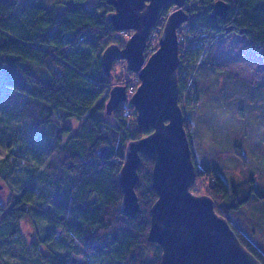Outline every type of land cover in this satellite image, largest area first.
<instances>
[{
	"label": "trees",
	"instance_id": "obj_1",
	"mask_svg": "<svg viewBox=\"0 0 264 264\" xmlns=\"http://www.w3.org/2000/svg\"><path fill=\"white\" fill-rule=\"evenodd\" d=\"M215 1L200 0L194 8H186L190 29L200 25L213 28L216 39L233 25V30H243L247 36V48L264 52V0H226L230 3L227 16L216 19L209 14ZM174 7L164 4L157 26ZM111 10L109 6L99 12L90 0H70L61 8L0 0V74L8 90L3 105L22 106L24 116V123L16 129L20 142L9 143V153L0 161V178L8 180L11 176L22 181L18 174L29 163L27 156L34 160L30 166L35 173L34 181L3 215L0 242H17L27 257L44 264H76L78 257L44 254L36 242L27 249L19 225L32 212L45 219L52 231L49 236L65 233L72 252L91 258V264H160L162 246L148 240L151 206L158 197L152 186L154 160L150 156L141 153L136 183L141 210L134 217L120 211L122 190L117 175L126 144L153 128L138 125L136 109L128 101L121 102L112 114L106 113L112 82L130 86L124 59L117 60L115 68L125 72L113 69L112 77L102 69L100 58L105 47L111 43L123 46L127 40L124 31L115 30L108 20ZM199 56H181L180 99L193 80ZM32 65L41 69L42 75ZM183 109L193 149L191 119ZM69 119L80 121L76 130L71 125L68 128ZM103 145L108 150L102 154ZM203 173L211 176L207 193L216 211L229 220L241 242L264 264V219H256L250 232L234 221L244 207L264 199V194L248 182L230 188L216 169L197 167V181ZM5 207L0 203L1 211ZM80 263L90 264L84 260Z\"/></svg>",
	"mask_w": 264,
	"mask_h": 264
},
{
	"label": "water",
	"instance_id": "obj_2",
	"mask_svg": "<svg viewBox=\"0 0 264 264\" xmlns=\"http://www.w3.org/2000/svg\"><path fill=\"white\" fill-rule=\"evenodd\" d=\"M113 7L108 20L117 31L132 30L123 46L111 43L101 53L104 73L113 77L115 62L124 59L139 84L131 96L125 84H114L105 103L112 114L121 102L136 109L140 127L152 131L126 144L117 179L122 190L120 211L134 217L141 210L136 191L141 153L154 160L152 186L158 197L151 206L148 240L162 246L160 264H262L239 239L229 220L215 209L210 195H194L197 177L185 112L180 100L178 69L181 64L177 29L190 18L187 0H105ZM172 3L162 26L159 45L150 55L147 41L164 4ZM230 3L216 0L210 17L225 18ZM229 25L226 31L233 30ZM243 32V30H240ZM107 145L100 148L103 154ZM3 183L0 182V189Z\"/></svg>",
	"mask_w": 264,
	"mask_h": 264
},
{
	"label": "rangeland",
	"instance_id": "obj_3",
	"mask_svg": "<svg viewBox=\"0 0 264 264\" xmlns=\"http://www.w3.org/2000/svg\"><path fill=\"white\" fill-rule=\"evenodd\" d=\"M25 1L61 8L64 2L70 0ZM199 2L200 0H188L185 8L186 6L189 9L194 8ZM90 5L97 7L99 12L111 6L101 0H90ZM188 20L184 22L190 25ZM162 25H156L153 29L145 51L148 46L150 49L156 46L157 49ZM180 27L177 29V34L181 57L183 49L185 50L183 45L186 44V41L183 42V37L188 41V35H198L199 26L188 32L185 28L181 31ZM200 27L209 29L202 25ZM131 32L132 30H124L127 38ZM181 35L182 38H180ZM214 35L215 30L205 53L203 52L201 61L197 62L199 65H196L192 71L193 80L187 83L185 95L179 100L191 119L189 134L192 137L194 161L201 170H218L230 184V188L233 184L241 187L248 182V184L256 185L260 193L264 194V52L245 47V42L248 43L247 36L236 30H231L216 39ZM32 67L42 75L41 69L33 65ZM113 69H116L118 73L125 72L118 66L115 68V65ZM116 83L126 85V82L114 80L112 86ZM128 84L130 86H126L131 96L139 84L137 73L130 72ZM7 93L8 90L4 87L0 74V161L7 154V145L9 143L11 146L15 145V142L19 140L16 138L18 136L16 129L24 123L22 106L3 105ZM79 123V120L70 119L73 130L77 129ZM27 157L29 163L25 164L23 171L18 174L22 181L18 177L13 178L9 175L8 180L0 178L4 188L0 189V203L7 206L4 208L5 211L0 210V223L5 212H9L24 188L35 179V173L31 171L30 166L34 160L31 156ZM10 161H14L13 158H10ZM202 175L198 181L196 177L195 183L190 188L194 195H209L207 190L211 176L206 173ZM260 218L264 219V199L262 198L259 202L244 207L239 219L234 221L249 231L255 220ZM19 229L25 239L23 240L29 244L27 249L36 242L41 244L44 254H69L71 259L78 257L76 264H81L83 260L92 263L91 258L72 252V246L67 242L65 233L59 231L49 236L52 231L45 223V219L38 218L34 212L20 221ZM2 239L3 237L0 236V241ZM47 239L49 240L47 243H42ZM23 250L17 242H0V264H44L36 258L27 257Z\"/></svg>",
	"mask_w": 264,
	"mask_h": 264
},
{
	"label": "built area",
	"instance_id": "obj_4",
	"mask_svg": "<svg viewBox=\"0 0 264 264\" xmlns=\"http://www.w3.org/2000/svg\"><path fill=\"white\" fill-rule=\"evenodd\" d=\"M194 3H197V2H194ZM193 4H191V5H193ZM186 7H188V6H186ZM183 28H185L186 32L190 31V25H187L186 22L183 23L182 27H180V30L182 31ZM197 31H198V35H194V34L188 35L189 36L188 41L182 35L180 38H182V37L184 38V40H183L184 43L186 41V44L183 45V48L185 47V50L183 49V51H182V53H183L182 57L185 58V57L195 56L196 54H198V56H199V54H200V56L198 57V60H197V62H198L199 60L201 61V59H202L201 57L203 55V52L205 53V49L208 46V44L211 41L212 36L214 34V30L211 31L210 28L208 30H206L204 27L199 26L197 28ZM207 31H209V32H207ZM179 46H180V42H179ZM155 50H156V46H154L152 49H150V46H148L146 53H147V55H150ZM194 52H195V54H193Z\"/></svg>",
	"mask_w": 264,
	"mask_h": 264
},
{
	"label": "flooded vegetation",
	"instance_id": "obj_5",
	"mask_svg": "<svg viewBox=\"0 0 264 264\" xmlns=\"http://www.w3.org/2000/svg\"><path fill=\"white\" fill-rule=\"evenodd\" d=\"M67 125H68V128L70 129V119L67 121ZM70 134V133H69ZM6 156L8 155V151L6 152ZM2 189V188H1ZM4 189V188H3ZM27 242V241H26ZM48 242V241H47ZM27 246H29V244H27ZM75 260V259H74Z\"/></svg>",
	"mask_w": 264,
	"mask_h": 264
},
{
	"label": "crops",
	"instance_id": "obj_6",
	"mask_svg": "<svg viewBox=\"0 0 264 264\" xmlns=\"http://www.w3.org/2000/svg\"><path fill=\"white\" fill-rule=\"evenodd\" d=\"M215 41H216V40H215ZM212 44H213V43H212ZM212 44H211V45H212ZM247 44H248V43H247V42H245V44H244V45H245V47H246V45H247Z\"/></svg>",
	"mask_w": 264,
	"mask_h": 264
},
{
	"label": "bare ground",
	"instance_id": "obj_7",
	"mask_svg": "<svg viewBox=\"0 0 264 264\" xmlns=\"http://www.w3.org/2000/svg\"><path fill=\"white\" fill-rule=\"evenodd\" d=\"M186 8H188V7H186Z\"/></svg>",
	"mask_w": 264,
	"mask_h": 264
}]
</instances>
